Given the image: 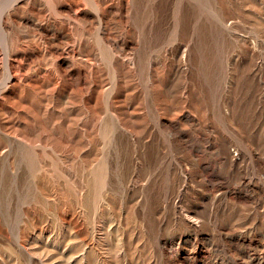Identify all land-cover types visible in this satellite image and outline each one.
Masks as SVG:
<instances>
[{"label":"rangeland","instance_id":"rangeland-1","mask_svg":"<svg viewBox=\"0 0 264 264\" xmlns=\"http://www.w3.org/2000/svg\"><path fill=\"white\" fill-rule=\"evenodd\" d=\"M3 131L0 264H264V0H0Z\"/></svg>","mask_w":264,"mask_h":264},{"label":"bare ground","instance_id":"bare-ground-1","mask_svg":"<svg viewBox=\"0 0 264 264\" xmlns=\"http://www.w3.org/2000/svg\"><path fill=\"white\" fill-rule=\"evenodd\" d=\"M176 29V28H175ZM173 30V29H172ZM194 30V29H193ZM146 31V30H145ZM171 32V31H170ZM144 33V32H143ZM167 33V32H166ZM193 33V32H192ZM148 34V33H147ZM164 34V33H163ZM67 35V34H66ZM71 35V34H70ZM79 39V38H78ZM191 39V38H190ZM172 40V39H171ZM187 40V39H186ZM192 40V39H191ZM79 41V40H78ZM77 41V42H78ZM173 41V40H172ZM82 42V41H81ZM85 42V41H84ZM189 42L188 43H181V44H178L177 45V47H176V49H177V51H180L181 52V56H180V58H179V60H182V61H184L185 59L186 60H188V56H189V50H190V47H189ZM81 45V44H80ZM163 47V46H162ZM139 49V48H138ZM143 50V49H142ZM160 50V49H159ZM146 51V50H145ZM176 51V52H177ZM149 53V52H148ZM163 54V53H162ZM179 54V53H178ZM165 56V55H164ZM133 57V56H132ZM114 58V57H113ZM112 58V59H113ZM152 58V57H151ZM163 59V58H162ZM109 60V59H108ZM185 60V61H186ZM178 61V60H177ZM190 61V60H189ZM140 62V61H139ZM148 61H146V63H147ZM180 62V61H179ZM111 63V62H110ZM150 63V62H149ZM162 64V63H161ZM178 64V63H177ZM190 64V63H189ZM111 65V64H110ZM137 65V64H136ZM140 65V64H139ZM147 65V64H146ZM150 65H151V63L148 65V67H147V69H150ZM162 66V65H161ZM112 67V66H111ZM155 67V66H154ZM116 68V67H115ZM170 68V67H169ZM156 69V68H155ZM140 70V69H139ZM160 71V70H159ZM158 71V72H159ZM161 72V71H160ZM151 72H149L148 74H147V76H146V79H147V81L149 80H151V75L152 74H150ZM159 74V73H158ZM184 74V73H183ZM114 77V76H113ZM141 77V76H140ZM7 78H9V75L6 73V79ZM153 78V77H152ZM154 79V78H153ZM119 80V79H118ZM161 80V79H160ZM112 81V80H111ZM163 81V80H162ZM111 84V83H110ZM157 84V83H156ZM110 86V85H109ZM108 86V87H109ZM147 86V85H146ZM114 88V87H113ZM104 89V88H103ZM148 90V89H147ZM108 91V90H107ZM157 91V90H156ZM160 93V92H159ZM163 94V93H162ZM150 95V94H149ZM153 95V94H152ZM147 96V95H146ZM158 96V95H157ZM164 96V95H163ZM153 97V96H152ZM132 101V100H131ZM154 103V102H153ZM118 104V103H117ZM162 104V103H161ZM166 106V105H165ZM107 107V106H106ZM112 107V106H111ZM117 107V106H116ZM119 110V109H118ZM117 110V111H118ZM96 111V110H95ZM107 112V111H106ZM110 112V111H109ZM105 113V112H104ZM111 113V112H110ZM114 113V112H113ZM116 115V114H115ZM95 116H96V114H95ZM94 116V117H95ZM112 116V115H111ZM114 117V116H113ZM96 118V117H95ZM94 119V118H93ZM118 119V118H117ZM116 119V120H117ZM123 119V118H122ZM113 120V119H112ZM92 122V121H91ZM111 123V122H110ZM93 124V123H92ZM13 133V132H12ZM13 134H15V133H13ZM25 134V133H24ZM17 136V135H16ZM16 136H13V135H11L10 133H8V132H5V131H3L2 132V134H1V140H0V145L2 144H4L5 143V148H2V146H0V203H1V192H2V181H3V172H5V171H7L6 169H7V164L8 163H6V157H7V155H8V153L9 152H11V150H13V148H16V147H25V148H30L31 146H32V140L30 139V138H19V137H16ZM96 137V136H95ZM34 138V137H33ZM35 139V138H34ZM76 139V138H75ZM67 140V139H66ZM92 140V139H91ZM63 141V140H62ZM44 143V142H43ZM61 143V142H60ZM137 143V142H136ZM65 144H66V142H65ZM42 146V145H41ZM74 146V145H73ZM78 146V145H77ZM48 147V146H47ZM46 148V147H45ZM93 148V147H92ZM31 149V148H30ZM44 149V148H43ZM94 150V149H93ZM25 151V150H24ZM92 151V150H91ZM46 152V151H45ZM18 153V152H17ZM34 153V152H33ZM49 153V152H48ZM42 155V154H41ZM65 155V154H64ZM35 156V155H34ZM69 157H70V155H68ZM96 156V155H95ZM13 157V156H12ZM54 157V156H53ZM42 158V157H41ZM19 159V158H18ZM46 161V160H45ZM63 161H65V160H63ZM47 163V162H46ZM62 163V162H61ZM72 162H70V164H71ZM92 163V162H91ZM48 164V163H47ZM86 164V163H85ZM22 165V164H21ZM88 165V164H87ZM51 166V165H50ZM71 166H72V164H71ZM92 166V165H91ZM88 167V166H87ZM71 168V167H70ZM89 168V167H88ZM9 170V169H8ZM16 170V169H15ZM23 170V169H22ZM75 170V169H74ZM17 171V170H16ZM90 171V170H89ZM43 173V172H42ZM14 179H16V175L14 174ZM12 181V180H11ZM88 182H89V180H88ZM16 185V184H15ZM54 185V184H53ZM56 188V187H55ZM83 188V187H82ZM59 192V191H58ZM80 192V191H79ZM60 195V194H59ZM75 201V200H74ZM85 202V201H84ZM2 209V208H1ZM0 215H2V211H0ZM1 217V216H0ZM192 218V217H191ZM28 220V219H27ZM0 223H1V221H0ZM1 225V224H0ZM1 230V229H0ZM69 230V229H68ZM14 232V231H13ZM76 233V232H75ZM1 235H3V234H1V232H0V236ZM4 236V235H3ZM12 236V235H11ZM35 237H37V234L35 235V233L33 234H31L30 236H29V238L28 237H26V239H25V242H22V241H20L19 240V237H18V232L17 233H15L14 234V237H12V240L10 241V243H11V245L13 246V249L14 250H16L17 251V253H18V251H20V253L19 254H23L24 255V257L27 259V262L29 263V264H32V254H31V252L33 253L34 251H31L30 252V249H29V244H33V241H34V239H36ZM74 237V236H73ZM8 238V237H7ZM78 238V237H77ZM2 241H1V237H0V249L1 248H3L2 247V243H1ZM27 245V246H26ZM85 246H82V245H80V248H81V250L83 251L85 248H84ZM12 248V247H11ZM21 248H23V250L21 249ZM84 252V251H83ZM84 254V253H83ZM82 257H83V255H82ZM81 257V258H82ZM1 258V257H0ZM84 259H88V257L87 256H85L84 255ZM0 262H1V259H0Z\"/></svg>","mask_w":264,"mask_h":264}]
</instances>
